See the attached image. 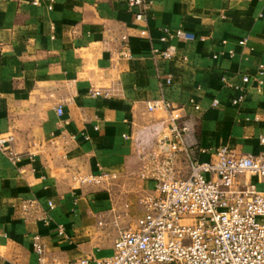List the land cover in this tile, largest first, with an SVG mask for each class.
Segmentation results:
<instances>
[{"label":"crops","instance_id":"1","mask_svg":"<svg viewBox=\"0 0 264 264\" xmlns=\"http://www.w3.org/2000/svg\"><path fill=\"white\" fill-rule=\"evenodd\" d=\"M33 1L0 0V135L13 136L9 147L20 157L12 163L0 152V264H36L33 233L42 237L47 255L62 263L112 251L111 211L129 203V216L119 225H130L140 214L137 198L152 188L137 176L132 139L122 135L162 120L163 111L147 110L153 99L163 97L180 108L199 147L227 146L239 154L262 148L264 83L261 93L250 87L234 107L219 76L264 67V0H150L142 22L134 20L125 0H53L50 9L47 0ZM163 27L195 36L170 41L177 55L172 60L151 55V47H162ZM122 34L130 59L116 56ZM165 74L172 76L170 85L164 84ZM93 88L112 95L93 98ZM214 98L217 106H211ZM199 157L208 160L210 154ZM177 167L186 176L185 162ZM101 169L117 172L118 179L109 187L72 183V174ZM249 179L264 187L255 176ZM30 198L37 207L24 214L20 202ZM44 212L48 222L40 218ZM102 213L109 223L99 227ZM57 224L64 226V236Z\"/></svg>","mask_w":264,"mask_h":264},{"label":"built area","instance_id":"2","mask_svg":"<svg viewBox=\"0 0 264 264\" xmlns=\"http://www.w3.org/2000/svg\"><path fill=\"white\" fill-rule=\"evenodd\" d=\"M46 2L50 9L53 0ZM125 2L135 21L145 20L150 0ZM160 31L162 47H151V55L162 60L177 58L171 40L195 39L194 34L181 28L163 27ZM140 34L147 36L148 31L142 29ZM120 40L122 48L116 51V56L130 59L127 36L122 34ZM245 42L246 39H241L239 44ZM228 55L232 56V51ZM179 59L186 61L187 57L182 55ZM263 76L264 67L260 64L254 73L222 72L219 83L232 93L230 104L238 107L245 101L250 87L262 92ZM163 78L164 84H171V74ZM89 95L109 98L112 93L93 88ZM188 103L199 109L193 98ZM218 104V99H212L211 106ZM147 110H161L165 116L133 135H122L124 139H132L139 159L137 176L152 183L151 191L137 198L140 214L133 223L121 227L119 221L129 216V203H123L121 212L111 211L110 224L116 228V235L111 254L100 258L82 256L62 263L56 255H47L42 237L33 233L31 247L36 264H264V187L249 179L255 176L258 182L264 181V134L258 135L262 148L256 153L239 154L227 146L209 151L197 145L192 122L171 101L163 97L153 99L147 103ZM55 112L62 115L61 103L56 104ZM257 119V116L253 118ZM244 120L251 119L246 116ZM12 140L10 134L0 135V152L16 163L20 157L9 147ZM205 153L210 158L201 160L199 155ZM181 160L188 169L184 177L177 167ZM117 179V172L106 169L71 175L72 183L79 186L109 187ZM47 206L52 209L53 202L48 200ZM36 207L34 198L20 202L24 214ZM40 218L44 222L50 219L48 212ZM108 223L106 216L100 214L97 225L104 227ZM56 230L59 235H65L62 224H57Z\"/></svg>","mask_w":264,"mask_h":264},{"label":"rangeland","instance_id":"3","mask_svg":"<svg viewBox=\"0 0 264 264\" xmlns=\"http://www.w3.org/2000/svg\"><path fill=\"white\" fill-rule=\"evenodd\" d=\"M102 249V248H101ZM111 254V252H109V253H104V255H102L103 257H105V256H108V255H110Z\"/></svg>","mask_w":264,"mask_h":264}]
</instances>
